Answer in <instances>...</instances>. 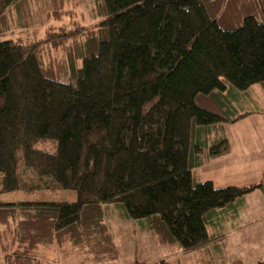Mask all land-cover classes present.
Segmentation results:
<instances>
[{
    "label": "trees",
    "instance_id": "16d2710c",
    "mask_svg": "<svg viewBox=\"0 0 264 264\" xmlns=\"http://www.w3.org/2000/svg\"><path fill=\"white\" fill-rule=\"evenodd\" d=\"M101 1L85 42L95 53L73 84L55 77L64 65L75 74L80 0H0V194L75 192L72 203H0V264H121L108 223L121 208L171 256L226 264L223 234L208 229L264 193V175L220 189L193 178L229 154L217 128L256 114L234 103L264 93V0Z\"/></svg>",
    "mask_w": 264,
    "mask_h": 264
},
{
    "label": "rangeland",
    "instance_id": "374dc122",
    "mask_svg": "<svg viewBox=\"0 0 264 264\" xmlns=\"http://www.w3.org/2000/svg\"><path fill=\"white\" fill-rule=\"evenodd\" d=\"M72 4L70 5V7ZM101 0H80L74 8V13L78 24L82 27V34H79L74 41H69L67 44L70 49L74 44H77L75 53V74L72 76L66 66H62V70L58 72L55 79L65 83H75L77 78V70L81 69L82 59L95 51L88 52V47L85 44L87 38V31L97 25L104 19L102 13ZM69 20L63 18L59 24H68ZM47 27H45L46 29ZM66 30H75L74 26L68 25ZM37 31V39L41 40L43 28ZM27 34L32 36L34 30H29L27 33L22 31L21 36L23 40ZM11 37L16 38L14 35ZM41 37V38H40ZM7 38V37H6ZM1 40H4L3 38ZM37 40V41H38ZM43 46H47L44 44ZM52 58L57 60L55 53L58 52L62 55L60 50H51ZM254 94L252 93V101L245 100L243 104L234 107L238 113L242 111L253 112L252 114L236 123L224 124L223 127L217 128L216 132L224 134L225 138L231 143V152L221 158L212 160L207 165L196 170L194 174V183H201L210 181L215 188L236 187L243 188L252 184H257L263 180L264 169V93L255 86ZM241 107V108H240ZM230 117L236 114L232 112ZM222 129V130H221ZM36 149L45 150L48 152L55 151V145L47 141H41L35 145ZM259 192V191H258ZM262 195L256 193L247 198V205L261 204L263 201ZM75 201V192L58 190L51 191H36L34 193H24L22 191H15L10 193L0 194V203H19V202H53V203H72ZM123 215L124 209L121 208ZM262 214V212H260ZM122 214L114 213L110 215L108 223L111 227L112 234H114V243L118 247L119 262L131 263L134 260L146 261L149 259H166L173 261L176 259L178 264H199L194 257L190 255L179 254L171 256L169 250L157 245L149 234L140 230V223L136 221L125 220ZM241 230V231H240ZM239 233L236 236L227 239L225 245V263L229 264L233 261H239L241 264H253V255L256 257L262 256L264 244V220L253 224L252 227L246 229L241 226ZM259 234V235H258ZM252 236H260V241H252L250 244H244L247 238H254ZM243 241V242H242ZM176 257V258H175ZM189 257V259H188ZM75 264V263H64Z\"/></svg>",
    "mask_w": 264,
    "mask_h": 264
},
{
    "label": "crops",
    "instance_id": "0c3cea01",
    "mask_svg": "<svg viewBox=\"0 0 264 264\" xmlns=\"http://www.w3.org/2000/svg\"><path fill=\"white\" fill-rule=\"evenodd\" d=\"M229 146H230V151L231 152V143L229 142ZM264 172V169H263ZM254 191L253 193H251L250 195H248L245 200H244V204L243 207L238 211V212H234V211H224L221 213L220 216V221L218 223V227H215L216 230H214L213 228H211L212 230L208 229V232L210 234H212L214 231V233L216 234H223L220 236H223L222 238H220L219 240H217V244H221L222 248L225 249V245L227 242L228 238H231L233 236H236L237 233H239L241 230V226H245L246 229H249L250 227L253 226V224H257L258 222L264 220V193L261 191ZM256 193H260L263 198V201L261 204H252V205H247V198L253 196ZM262 212V214L260 213ZM240 230V231H239ZM259 235V234H258ZM254 238H247L246 242H244V244H250L252 243V241L256 240L255 238H257L260 241V236H252ZM243 242V241H242ZM261 247L263 248L262 251V256H264V244H261ZM264 257H256V254L253 255V260H258V259H263Z\"/></svg>",
    "mask_w": 264,
    "mask_h": 264
}]
</instances>
